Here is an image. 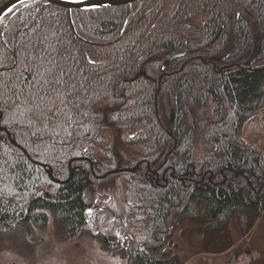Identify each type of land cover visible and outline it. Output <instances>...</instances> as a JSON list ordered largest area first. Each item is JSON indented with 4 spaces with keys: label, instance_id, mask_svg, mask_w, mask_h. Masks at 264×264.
<instances>
[{
    "label": "trees",
    "instance_id": "1",
    "mask_svg": "<svg viewBox=\"0 0 264 264\" xmlns=\"http://www.w3.org/2000/svg\"><path fill=\"white\" fill-rule=\"evenodd\" d=\"M42 24L97 61L110 103L71 137L26 104L0 114V238L19 231L37 243L50 212L64 239L93 234L127 264H181L173 241L188 221L204 225L216 254L233 247L234 221L247 239L264 220V151L245 138L264 117V0H140L94 11L31 3L0 22L9 51ZM97 204L95 222L106 225L94 233ZM227 264H264V253L248 245Z\"/></svg>",
    "mask_w": 264,
    "mask_h": 264
},
{
    "label": "snow or ice",
    "instance_id": "2",
    "mask_svg": "<svg viewBox=\"0 0 264 264\" xmlns=\"http://www.w3.org/2000/svg\"><path fill=\"white\" fill-rule=\"evenodd\" d=\"M70 2L86 4L87 0ZM83 10L94 11L96 6ZM12 11L9 8L0 15V21ZM236 16L238 19L239 13ZM70 24L75 26V21ZM32 32L26 40L12 43L9 51L8 34L0 31V105H3L0 114L26 104L44 126L59 128L71 137L85 116H91L90 123L105 116L110 101L98 86L103 77L96 74L97 61L89 54L74 55L57 34L56 27L42 24ZM81 59L85 61L83 65ZM116 235L120 237V233Z\"/></svg>",
    "mask_w": 264,
    "mask_h": 264
},
{
    "label": "rangeland",
    "instance_id": "3",
    "mask_svg": "<svg viewBox=\"0 0 264 264\" xmlns=\"http://www.w3.org/2000/svg\"><path fill=\"white\" fill-rule=\"evenodd\" d=\"M245 138L264 151V117L259 122H252L247 126ZM87 197L91 200L93 194L88 193ZM104 200L105 197L99 196L96 203L101 201L103 204ZM98 206L99 204L89 216L88 229L94 233L99 226L103 228L106 225L100 223L98 226L95 222L94 214L98 212ZM47 213L48 224L43 228L35 229L37 243L27 239L19 231L0 238V264H127L116 254L104 251L93 234H81L64 239L56 229L52 214ZM203 231L204 225L195 221L186 222L177 231L173 242L177 247L181 264H227L248 245L264 253V220L256 224L247 239L241 236L238 225L234 221L231 225L234 245L229 251L219 254L213 252L215 246L209 250L206 249Z\"/></svg>",
    "mask_w": 264,
    "mask_h": 264
},
{
    "label": "water",
    "instance_id": "4",
    "mask_svg": "<svg viewBox=\"0 0 264 264\" xmlns=\"http://www.w3.org/2000/svg\"><path fill=\"white\" fill-rule=\"evenodd\" d=\"M140 0H87L86 4H76V3H71L70 0H39V2H45L50 5L66 9L68 11H73V10H83L85 7H91V6H96V10H101V9H111L115 7H122L125 5H129L132 3H136ZM31 3H36L34 0H24L23 3H21V0H9L7 1L2 7H0V15H3L5 12L8 11L9 8H12L13 11L10 12L6 17H9L11 13H14L16 10L22 9L23 7L27 6L28 4ZM5 17V18H6ZM1 22V21H0ZM0 117V121H1ZM1 130H4L0 127ZM9 139L12 142L14 146H18V144L12 139L11 135L9 134ZM139 167V166H138ZM136 167V169L138 168ZM136 169L133 170H125V171H132L134 172ZM74 170H71V177L73 175ZM120 171H114L111 173H108L104 178H106L109 175L112 174H118ZM48 174L50 178L57 184H63V182H60L59 180H56L53 176V171L51 169L48 170Z\"/></svg>",
    "mask_w": 264,
    "mask_h": 264
},
{
    "label": "flooded vegetation",
    "instance_id": "5",
    "mask_svg": "<svg viewBox=\"0 0 264 264\" xmlns=\"http://www.w3.org/2000/svg\"><path fill=\"white\" fill-rule=\"evenodd\" d=\"M249 66H251V67H252V66H254V64H253V63H250V64H249ZM155 174H156V173H155Z\"/></svg>",
    "mask_w": 264,
    "mask_h": 264
}]
</instances>
